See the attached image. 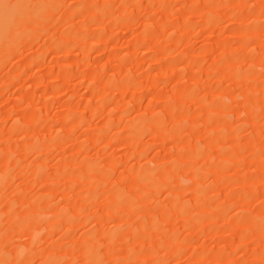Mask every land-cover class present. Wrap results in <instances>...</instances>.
<instances>
[{
    "label": "rangeland",
    "instance_id": "374dc122",
    "mask_svg": "<svg viewBox=\"0 0 264 264\" xmlns=\"http://www.w3.org/2000/svg\"><path fill=\"white\" fill-rule=\"evenodd\" d=\"M50 260L264 264V0H0V264Z\"/></svg>",
    "mask_w": 264,
    "mask_h": 264
},
{
    "label": "bare ground",
    "instance_id": "6f19581e",
    "mask_svg": "<svg viewBox=\"0 0 264 264\" xmlns=\"http://www.w3.org/2000/svg\"><path fill=\"white\" fill-rule=\"evenodd\" d=\"M15 32H18V30H15ZM18 34H19V32H18ZM13 35H14V34H13ZM13 35H12V37H13ZM15 35H17V34L15 33ZM14 37H15V36H14ZM158 123H159V122H158ZM151 174H152V177H153V176L155 177V175H154L153 173H150V172H149V173L147 174V176H146V179H147V181H148V184H149V182H153V179L156 178V177H155V178L152 179V178H151ZM157 179H158V178H157ZM157 179L154 180V183H150V185L153 184V185H151V186H154V185L156 186L157 183H155V182H156V181L158 182ZM160 180H161V179H160ZM161 182H162V180H161ZM160 184H161V183H160ZM162 184H163V183H162ZM158 185H159V184H158ZM156 187H157V186H156ZM158 188H160V187H158ZM118 191H119V190H118ZM88 195H89V194H88ZM122 195H123V194H122ZM54 259H55V257H54ZM54 259H53V260H54ZM53 260H50L51 263H52V262H53V263L56 262L57 259H56L55 261H53ZM48 261H49V260H48ZM54 264H55V263H54Z\"/></svg>",
    "mask_w": 264,
    "mask_h": 264
}]
</instances>
